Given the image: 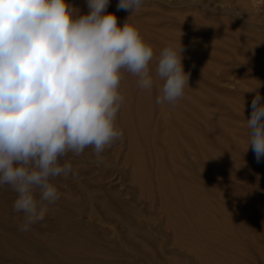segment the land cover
<instances>
[{
	"label": "rangeland",
	"instance_id": "rangeland-1",
	"mask_svg": "<svg viewBox=\"0 0 264 264\" xmlns=\"http://www.w3.org/2000/svg\"><path fill=\"white\" fill-rule=\"evenodd\" d=\"M69 2L88 12L86 0ZM117 3L107 11L122 25L131 13ZM128 22L153 48L154 78L161 50L181 41L189 86L175 103L158 104L164 81L145 90L124 71L122 137L100 159L92 148L61 158L73 171L51 178L59 199L28 231L13 208L17 193L0 185V264H79L66 258L75 251L87 264H110L102 261L108 255L139 264H264V159L257 163L248 147L247 127L257 92L264 104V0H143ZM56 210L97 238L71 231ZM70 233L73 240L61 239ZM33 242L56 262L41 261ZM141 247L163 263H146Z\"/></svg>",
	"mask_w": 264,
	"mask_h": 264
},
{
	"label": "clouds",
	"instance_id": "clouds-1",
	"mask_svg": "<svg viewBox=\"0 0 264 264\" xmlns=\"http://www.w3.org/2000/svg\"><path fill=\"white\" fill-rule=\"evenodd\" d=\"M109 4L86 0L88 12L81 14L69 0H0V185L17 193L21 231L42 221L59 199L50 180L73 171L61 158L92 148L100 159L122 137L116 120L124 71L141 89L164 81L158 104L175 103L189 86L181 41L161 50L155 78L150 73L153 48L128 22L143 0H118L117 9L131 13L122 25ZM261 100L257 92L247 119L257 163L264 159Z\"/></svg>",
	"mask_w": 264,
	"mask_h": 264
},
{
	"label": "bare ground",
	"instance_id": "bare-ground-1",
	"mask_svg": "<svg viewBox=\"0 0 264 264\" xmlns=\"http://www.w3.org/2000/svg\"><path fill=\"white\" fill-rule=\"evenodd\" d=\"M154 4V3H153ZM126 86V85H125ZM129 89V88H128ZM127 99V98H126ZM127 116V115H126ZM169 124V123H168ZM205 134V133H204ZM204 138V137H203ZM191 162V161H190ZM194 164V163H193ZM213 174V173H212ZM218 183V182H217ZM221 183V182H220ZM219 184V183H218ZM220 185V184H219ZM94 199V198H93ZM89 200V199H88ZM90 202V201H89ZM66 204V203H65ZM73 204V203H72ZM103 206V208L105 209V205H102ZM109 208V207H108ZM110 209V208H109ZM119 210V209H118ZM56 214L63 220V222L66 224V226L67 227H69V228H71L72 230L71 231H77V232H79V234H81L82 236H85V237H88V236H90L91 238H94V239H96L97 238V236H94V235H92V234H89L87 231H84V229H82V226H81V224L79 223V222H76L75 220H73L70 216H68L67 214H65V213H63V212H61V210H56ZM180 218V217H179ZM181 219V218H180ZM180 222H182V224L184 223V220H180ZM179 223V222H178ZM186 223V222H185ZM188 225V222H187V224H186V226ZM264 226V225H263ZM133 228V227H132ZM131 230V229H130ZM133 234V233H132ZM70 235V236H69ZM74 235H75V233H70V234H68L67 236H63L61 239H63V241H67V240H73V238H74ZM211 235V234H210ZM146 237H148V236H146ZM13 238V237H12ZM99 238V237H98ZM49 239H51V238H49ZM148 239H150V238H148ZM58 240V239H57ZM62 241V240H61ZM3 242V241H2ZM15 242H19V241H17V240H15ZM132 242V241H131ZM76 245H78V243H76ZM74 246L75 248H77V250H78V248H80V247H78V246ZM74 248V250H76ZM29 249L31 250V252H33L34 254H36L39 258H41V261H43V262H51V263H54V262H56V260H55V258H54V256L51 254V253H49V251L48 252H45L44 250H43V248L42 247H40L38 244H36V243H32L31 245H30V247H29ZM140 249V255L142 256V257H144V259H145V262L146 263H150L149 261H153V262H156V263H163V261H161V260H158V262L157 261H155L154 260V258H156L155 256H154V254L153 253H151V252H149L148 250H145V249H143L142 247L141 248H139ZM66 250V249H65ZM73 250V249H72ZM66 252V251H65ZM97 254H99V253H97ZM108 254V253H107ZM132 255H133V253H132ZM133 256H135V254L133 255ZM136 258H137V256H135ZM66 258L67 259H69V260H73V261H77V263L78 262H80L79 264H87L86 263V260L85 259H83V258H80L79 256H78V254H76V251L75 252H70L69 254H66ZM75 259V260H74ZM103 260V262H106V263H110V264H118V261H120L122 264H139V263H137V262H133V261H128V260H130V258H128V259H125V260H123V259H121V260H119V259H117L116 257H113L112 255H108V257H106V258H102ZM60 261V260H59ZM125 261V263H123ZM144 261V260H143ZM93 263V262H92ZM193 263V262H192ZM58 264V263H57ZM60 264H65V263H63V262H61L60 261ZM96 264V263H95ZM120 264V263H119Z\"/></svg>",
	"mask_w": 264,
	"mask_h": 264
}]
</instances>
